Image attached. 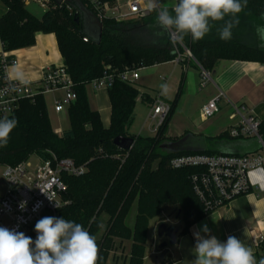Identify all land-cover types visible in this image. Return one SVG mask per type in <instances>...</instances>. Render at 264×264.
<instances>
[{
    "label": "trees",
    "instance_id": "16d2710c",
    "mask_svg": "<svg viewBox=\"0 0 264 264\" xmlns=\"http://www.w3.org/2000/svg\"><path fill=\"white\" fill-rule=\"evenodd\" d=\"M46 9L40 18L32 15L24 0H0V41L4 52L33 45L38 32H53L58 48L74 83L76 100L68 107L70 129L58 135L54 132L46 110L44 96L34 103L22 101L8 118L19 123L10 134L6 147H0V164L17 165L25 156L36 151L40 158L49 152L59 158H71L77 164H85L86 172L80 176L63 174L66 185L64 198L68 203L57 211V218L82 224L97 239L100 248L98 264H106L114 247V239H133L127 264H143L145 235L150 219L166 208L177 206L182 227L200 219L206 212L196 199L190 184L191 168L172 169L168 160L189 153L224 154L243 156L260 150L255 138L233 139L227 131L215 138L203 139L202 151L170 152L162 149L167 142L162 137L164 128L181 95L184 76L171 110L158 129V136L129 135L133 123L138 90L130 83L114 81L107 89L111 103L110 124L104 128L97 111L91 109L86 86L103 75L106 66L121 70L124 67H150L173 61L188 49L201 70L211 73L220 53L228 54V60L264 63V47L256 33L258 25H264V0H248L247 7L239 13V24L232 29V39L219 38L218 29L223 21L212 22L211 31L200 41L193 42L185 36L180 44L173 43L171 33L165 32L156 22V11L133 19L105 17L101 23L99 40L87 35L83 27L82 8L92 14L91 2L63 0ZM113 2V0H100ZM228 19V17H226ZM147 32L151 41H143L137 34ZM87 38V42L83 41ZM0 70V74H1ZM3 118V117H2ZM264 140V124L259 130ZM133 140L128 150L114 144L116 137ZM124 153V158L112 156ZM157 161L155 167L153 163ZM137 215L134 229L126 226L124 219L134 201ZM102 216L107 217L105 223ZM35 224L27 236L36 239ZM158 264H172L168 254Z\"/></svg>",
    "mask_w": 264,
    "mask_h": 264
},
{
    "label": "built area",
    "instance_id": "2783aa9c",
    "mask_svg": "<svg viewBox=\"0 0 264 264\" xmlns=\"http://www.w3.org/2000/svg\"><path fill=\"white\" fill-rule=\"evenodd\" d=\"M46 10L52 7L50 0H32ZM94 15L102 21L106 17L107 7L100 0H90ZM127 12L114 15L115 19H125L130 16H145L148 9L143 8L139 0L127 2ZM173 42L180 44L173 34ZM87 42V38L83 37ZM181 45V44H180ZM184 54L170 62L181 63L184 57L192 58L190 51L184 48ZM15 58L6 53L0 54V118L12 115L20 106L22 101L34 103L39 95H47L61 92L60 99L53 100L55 112H62L76 100L74 83L67 67L61 64L46 66L42 71L41 86L31 87L28 83L12 80L6 76L10 66H15ZM144 66L124 67L121 70L106 66L103 75L93 79L88 85L96 90H107L114 81L133 84L139 79L140 70ZM203 78L207 80L210 74L201 70ZM205 85V82L202 83ZM141 94L136 101H141ZM224 97L218 93L207 101L201 108L203 120L213 116L219 111L218 102ZM232 113L230 120H236L227 130L229 137L236 139L255 138L260 150L243 156L189 153L174 156L168 160V166L172 169L191 168L194 172L190 176L192 191L206 212L214 211L228 205L237 196L250 192L251 185L249 173L255 169H264V140L259 132L260 125L264 121L259 120L252 108L244 103H230ZM171 105L163 100L161 95L156 96L152 103L147 119L150 120L149 131L156 133L169 115ZM37 157V161L29 159L17 165L4 166V179L6 189L0 196V221L7 217L6 226L9 229L23 232L26 236L30 226L41 219L44 210L49 211L52 216L57 217L58 209L68 203L65 200L66 185L62 178L63 174L80 176L86 172L85 164H77L71 158H59L49 152L47 158ZM26 202L22 210L20 205ZM255 245H259L256 240ZM157 249V248H156ZM159 252V251H158ZM255 255V253H254ZM256 258V257H255ZM257 264L259 260L256 259Z\"/></svg>",
    "mask_w": 264,
    "mask_h": 264
},
{
    "label": "crops",
    "instance_id": "0c3cea01",
    "mask_svg": "<svg viewBox=\"0 0 264 264\" xmlns=\"http://www.w3.org/2000/svg\"><path fill=\"white\" fill-rule=\"evenodd\" d=\"M85 1L90 2V0ZM128 1L129 0H113V2L105 1L104 4L107 7L106 16L114 17L116 14L126 13L128 10ZM139 1L141 2L143 8L149 10V0ZM24 2L27 10L32 15L37 18L41 17L43 12L39 15V12H31L28 9L30 4L35 2L32 0H24ZM176 2L177 0H160L161 6H167L169 8H171V6ZM35 4L41 8L39 4ZM1 8L0 12L2 11ZM42 11L45 10L43 9ZM1 53H6L8 56L15 58L17 61L15 66H10L7 69L6 76L12 80L28 83L33 88L41 86L42 71L46 66L57 65L63 62V58L58 48L56 35L53 32H38L35 35L33 45L8 52L3 51L2 43L0 41V54ZM165 64L171 65V72H174L176 66H180L181 72L179 74V78L175 80L178 87L183 77V73L186 74V78H190L194 81L195 73L201 72L200 67H198V64L194 61V59L187 57H184L183 61L179 64L166 62L156 64L151 67H159ZM190 68L193 72L189 71ZM212 72L214 78L211 90L208 93V101L216 96L218 92H221L224 94L227 104L228 102L229 105L230 103H244L253 109L254 114L259 120L264 121V63L242 60H222L217 63ZM140 78L141 77L139 75V79L137 81H139ZM162 79L165 82L168 80V78L164 76ZM132 85L136 88L135 84ZM88 86L89 85L86 86L88 103L92 110L98 112L102 126L107 128L110 124L111 117V103L108 92L103 89L96 90L93 87L91 88V91H89L87 90ZM142 86H145L146 89L139 90L136 88L139 95L141 94L142 96L141 101L139 102H147L151 108V103L156 96L161 95V98L163 99L162 89L159 91L156 89L155 92H158V94L156 95V93H153V95L152 93L150 94V92H147V90L151 88L148 87L147 83L142 82ZM47 96H50L51 101L53 102L54 99H60L62 97V93L55 92L44 95L46 106ZM68 107H66L62 112H55L54 109L53 111L58 114V118L60 117L59 114H66L69 120ZM230 126H227L225 130L208 138L218 137L223 132L227 131ZM52 128L58 135L65 132L61 126H52ZM131 135L141 136L140 134ZM151 136L152 134L141 137ZM165 138L167 139V142H175L181 138V136H177L174 140L168 135H165ZM249 181L251 185L249 193L237 196L228 205L204 214L200 219L191 223L185 229H183V227L179 228L177 243L174 246L168 247V256L172 264H191V262L195 259L193 249L196 241L193 233L200 231L203 225H207L210 230V235L215 236L221 242H226L228 236L230 235L235 236L253 249L256 259L260 260L264 258V169H255L251 171L249 173ZM250 197L252 199H250ZM253 203L257 206L256 208ZM133 206L135 207V215L133 219L128 221V215ZM136 215L137 201L135 200L130 206L124 219L126 226L131 230L134 229ZM167 221L168 219L166 217V223ZM155 223L156 220L153 218L150 219L147 224L143 264H146V262H149L150 264H158L156 262V258L159 252L156 249V246L164 239L159 242L158 238L155 236ZM151 233L153 234L152 238ZM200 234L205 235L202 231H200ZM256 240L259 241L258 246L255 245ZM133 242L132 238L126 240L115 238L114 243L118 250L112 251L110 255H113V258L116 260L124 258V261L126 262L127 258H129Z\"/></svg>",
    "mask_w": 264,
    "mask_h": 264
},
{
    "label": "clouds",
    "instance_id": "9594fccd",
    "mask_svg": "<svg viewBox=\"0 0 264 264\" xmlns=\"http://www.w3.org/2000/svg\"><path fill=\"white\" fill-rule=\"evenodd\" d=\"M247 3L248 0H177L169 8L161 6L160 0H149L148 8L156 11L159 27L179 41L185 36H190L193 42L200 41L211 31L212 22L219 21L224 22L218 29L219 38L228 41L232 39V29L239 24L238 14ZM256 33L264 42V25H258ZM18 123L15 117L0 118V147L7 146ZM25 206L26 202L20 205L22 210ZM34 230L35 240L23 232L0 226V264H98L97 239L82 224L45 216L36 222ZM200 231L193 233L195 259L191 264H257L253 249L237 237L230 235L226 242H221L210 235L207 225ZM259 264H264V258Z\"/></svg>",
    "mask_w": 264,
    "mask_h": 264
},
{
    "label": "rangeland",
    "instance_id": "374dc122",
    "mask_svg": "<svg viewBox=\"0 0 264 264\" xmlns=\"http://www.w3.org/2000/svg\"><path fill=\"white\" fill-rule=\"evenodd\" d=\"M1 8V6H0ZM31 12H39L41 15L43 9L40 8L35 3H31L30 7L28 8ZM134 16H130V19H133ZM143 41L150 42L151 37L148 35L147 32H140L137 34ZM172 40V39H171ZM175 44V42H173ZM221 58L218 62L222 60H228V54L220 53ZM171 65L165 64L159 67H146V69L140 70V80L136 81L135 86L139 90L146 89L145 86H142V82L147 83L148 87H151L147 90V92L156 93V89L159 91L162 89L163 100L169 102L175 98V94L177 92L178 85L176 84L175 80L179 78V74L181 72L180 66H176L174 72H171ZM189 71L193 72L190 68ZM171 73V74H170ZM210 77L203 78L202 73L196 72L194 81L190 78H186V74L183 73L184 76V83L182 87L181 95L179 96L173 111L171 112L169 119L167 120L166 126L164 128V132L162 137L165 138V135L171 136V139H176V137L181 136L178 140L183 139H191V141H200L202 139H207L212 135H216L219 132L225 130L227 126L235 123L236 120H230L229 115L232 113V109L226 103V98L222 97L218 102L219 111L215 113L213 116L203 120L201 117V107L208 101V93L211 90V85L213 84V72L209 73ZM167 77L168 80L165 82L162 77ZM205 82L203 86L202 83ZM166 86V87H162ZM92 86H88L87 90L91 91ZM219 93V92H218ZM154 95V94H153ZM47 114L50 120V123L53 127L61 126L63 130L67 131L70 128V123L66 114L61 113L59 114L60 117L58 118V114L53 111V105L51 101V97L47 96V106H46ZM150 111V105L147 102H139L137 101L134 107V116H133V123L129 127V135L131 134H140L141 136L150 135L158 136V131L156 133H151L149 131V123L150 120L147 119V116ZM191 136V137H189ZM189 137V138H188ZM38 154L36 151L29 152L25 158L29 159L32 162L37 161ZM112 156H116L117 158H124L125 154L123 153H116ZM157 161L153 163V167H155ZM4 165L0 164V196L3 195L6 189V183L4 179ZM135 215V207L133 206L130 210L128 215V221L133 219ZM42 216H52V214L44 210L42 212ZM165 216L167 217L168 225H173L176 228L182 227L183 223L180 220L179 209L177 206L166 208L164 211L160 213V215L156 216L154 219L156 220L154 234L156 235V227L159 225L161 218ZM102 222L105 223L107 221L106 216H102ZM7 223V217H4L0 221V226L5 227ZM151 233V238H152ZM158 238V237H157ZM161 242L162 239H159ZM157 248V247H156ZM118 250L117 247H114L112 251ZM128 260V258H127ZM124 261V258H119L116 260L113 258V255H109L106 261V264H127ZM146 264H150L146 262Z\"/></svg>",
    "mask_w": 264,
    "mask_h": 264
},
{
    "label": "water",
    "instance_id": "95a60500",
    "mask_svg": "<svg viewBox=\"0 0 264 264\" xmlns=\"http://www.w3.org/2000/svg\"><path fill=\"white\" fill-rule=\"evenodd\" d=\"M63 0H55L57 4H60ZM83 12V27L84 32L97 40H99L101 35L102 23L101 21L86 8H82ZM191 137V136H189ZM188 137V138H189ZM133 143V140L128 137H116L114 139V144L118 147L128 150ZM162 149L170 152H180V151H202L204 149L203 139L200 141H191V139L177 140L175 142H165L162 144ZM179 229L173 225H168L166 223V217H162L159 225L156 227V235L159 239H164L160 244H158L157 250L159 254L156 258V262H161L168 254V247L174 246L177 243V235Z\"/></svg>",
    "mask_w": 264,
    "mask_h": 264
}]
</instances>
